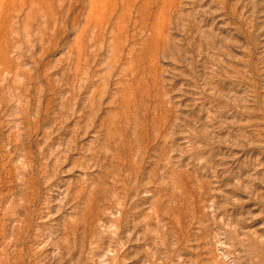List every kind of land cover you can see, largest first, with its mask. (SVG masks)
<instances>
[{"label": "rangeland", "instance_id": "rangeland-1", "mask_svg": "<svg viewBox=\"0 0 264 264\" xmlns=\"http://www.w3.org/2000/svg\"><path fill=\"white\" fill-rule=\"evenodd\" d=\"M0 264H264V0H0Z\"/></svg>", "mask_w": 264, "mask_h": 264}]
</instances>
